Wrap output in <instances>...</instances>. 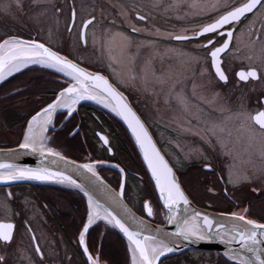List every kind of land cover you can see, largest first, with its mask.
<instances>
[{
  "label": "flooded vegetation",
  "instance_id": "af4514ba",
  "mask_svg": "<svg viewBox=\"0 0 264 264\" xmlns=\"http://www.w3.org/2000/svg\"><path fill=\"white\" fill-rule=\"evenodd\" d=\"M216 2L217 0H198V3L204 7L192 8L189 6L192 0H163L160 8L151 9L145 6L150 0H51L52 4L61 9L60 13L54 14L51 4H36L34 0H19V3L18 0H0V42L10 37L41 42L87 70L107 77L128 97L132 106L150 128L184 190L196 205L214 212L230 215L235 213L245 215L248 219L257 222H264V181L233 186L219 176L206 178L194 159H185V153L188 151L207 146L198 136L182 133L176 129L172 117L179 113L175 110V105L169 106L164 103L168 86H164L162 90L155 82V77L159 76L169 78V85L178 80L186 93L192 96L194 83L197 85L206 83L209 75H214V70L210 68V57L207 61L203 59L207 55V50L199 47L201 42H206V37L188 41L157 40L156 37L144 34L135 37L137 42L155 41L151 47H141L140 55L136 58L137 76L145 75L141 69L145 67V61H150L146 72L147 83L139 78L130 81L124 69L119 73L114 72L106 59L98 52H94L92 31L88 32L86 48L79 40L80 20L92 11L93 5L103 4L108 8L110 18L115 20L116 27L122 31L128 32L130 28L121 17L120 10L124 9L131 13L134 20L136 12L143 6V11L150 13L149 23L153 30L159 28L161 32L180 33L184 29H197L226 11L224 8L214 11L210 5ZM227 2L236 6L243 0H227ZM169 5L179 6L165 11ZM73 7L78 13L77 24L72 32H68L65 25ZM45 9H47L46 14L40 16L39 13ZM96 13L99 18L98 7ZM136 23L142 26V22L136 21ZM262 23H264V8H258L254 15L249 14L247 19L235 27L239 39L233 41V50L223 55V64L230 82L227 85L221 84L216 89L222 93L221 103H226L233 110L243 106L253 115L257 111H264V80L245 84L238 80L235 73L249 66L257 67L261 73H264V63L255 59L253 61L246 59V56L253 51L256 55H260V46L264 43V30L259 33L255 30H259ZM257 34L260 40L253 48L251 41L256 39ZM188 35H192V31H189ZM213 38L217 41V46L224 39L215 34ZM236 48L239 52H235ZM193 56L201 58L199 65L190 63ZM44 68L27 69L0 86V100L5 101L0 105L1 107L7 110L31 112L24 123L8 128L12 130L11 133H16V137L14 142L0 145V148H10L19 144L26 131L28 119L50 103L59 90L68 84L62 75L47 67ZM202 71L203 76H201ZM195 91L199 93L200 90L195 89ZM15 101L18 102L14 103ZM24 102L26 103L23 104ZM75 109L71 116L67 115V111L56 115L53 125L45 136V141L48 138L54 148L76 161H85L87 157L98 162L103 160L121 166L114 158L115 151L112 150L113 138L123 135L116 121L90 104H81ZM227 131L231 132L229 139L234 142L235 150L241 159L246 160L249 153L255 152L254 147H249V134L239 121L231 122L225 135ZM100 136H104L109 141L111 152L101 142ZM90 139L98 142L103 154L101 157H96L94 152L87 148V140ZM80 143L84 145L85 152L80 147ZM253 159H256L255 155ZM256 162L260 163L259 160ZM122 169L125 176L123 190L125 201L141 217L162 224L164 218L161 207L145 170L139 168L130 170L124 167ZM114 170L105 173L103 172L105 170L101 169L100 174L118 192L122 175ZM118 177L119 184H116L114 179ZM197 184L200 191L197 190ZM209 188L213 191H209ZM253 188L257 191H253ZM126 189L132 196L143 198L141 208L137 209L130 204ZM140 190L144 193L140 194ZM9 193L12 194L11 199L8 197ZM55 199L64 200L67 207L64 208L63 203ZM146 201L150 203L154 212L151 217L147 216L144 209ZM84 215L85 203L78 193L34 184L1 186L0 222L14 224L15 243L8 248L0 247V255L6 257L8 264H29L30 260L32 264H87V257L79 245V232L82 230ZM29 228L31 232L28 231ZM97 233L104 235L103 238L108 243L96 245L94 234ZM103 238L100 237V240ZM107 238L109 240H106ZM86 242L93 256L100 257L101 264H112L108 257L112 245L116 250L120 249L121 264H128L125 242L117 233L103 227L101 223L90 228L86 234ZM36 247L41 249L39 255L35 252ZM162 262L163 264H232L215 252L202 250L174 254L162 259Z\"/></svg>",
  "mask_w": 264,
  "mask_h": 264
},
{
  "label": "snow or ice",
  "instance_id": "6c2138e0",
  "mask_svg": "<svg viewBox=\"0 0 264 264\" xmlns=\"http://www.w3.org/2000/svg\"><path fill=\"white\" fill-rule=\"evenodd\" d=\"M162 2L163 0H150V3L145 6L157 9L161 7ZM34 3L51 4L54 14L61 12V9L52 4L51 0H34ZM178 6L169 5L165 11ZM189 6L192 8L204 7L198 3V0H192ZM97 7L100 9L99 18L96 13ZM210 7L214 11H220V8H224L226 11L197 29H184L180 33H171L161 32L159 28L153 30L149 23L150 13L144 12L143 6L140 11L136 12L134 20L131 13L124 9L120 10L121 17L130 28V31L126 32L116 27L115 20L111 19L108 14V8L103 4L93 5L92 11L80 20L79 40L86 48L88 32L92 31L94 52H98L104 57L114 72L119 73L121 69H124L127 71L130 81L139 78L147 83L146 72L150 61H145V67L141 69L145 75L137 76L135 73L136 58L140 55L141 47H151L155 41L137 42L135 37L144 34L156 37L157 40L171 39L175 41L196 40L200 37H206V42H201L199 47L207 50V55L203 59L207 61V58L210 57V68L214 70V75L210 74L206 83L202 82L198 85L194 83L192 96L186 93L180 81H174L169 85V78L155 77V82L161 86L162 90L164 86H168L164 103L169 106L175 105V110L179 113V115L172 117V123L176 129L182 133L198 136L207 146L206 148L188 151L185 153V159H194L206 178L219 176L220 179H226L227 183L233 186L264 181V111H257L253 115L243 106L233 110L226 103H221L223 100L222 93L216 90L221 84L227 85L230 82L227 69L223 64V55L233 50V41L239 39L235 33V27L247 19L249 14L254 15L258 8H264V0H243L236 6L229 4L227 0H217ZM46 11L47 9L41 11L39 15H45ZM77 17L78 13L73 7L65 25L68 32H72L75 28ZM136 21L142 22V26H138ZM261 30H264V23L261 24L259 30L255 31L259 33ZM189 31H192V35H188ZM213 34L224 37L219 46H217ZM259 40L260 36L257 34L256 39L251 41L253 48ZM170 51L172 50L170 49ZM235 52H239V49L236 48ZM200 59V57L193 56L190 63L199 65ZM246 59L248 61L255 59L264 63V43H261L260 55H256L253 51L246 56ZM32 64L55 69L56 72L62 73L70 79L67 82L68 86L64 87L51 103L36 112L28 121L27 130L19 148L26 153L39 152L41 156H56L63 160L64 157L60 153L45 146L43 133L48 131V125L52 123L53 113L58 109L66 108L68 110L67 115L71 116L76 110L75 105L81 100H94L116 113L131 130L143 153V159L156 182L163 207L167 209L165 214L167 222L175 225L174 232H163L162 236L175 237L177 240L166 241L161 237L162 230L159 229L157 235L144 234L145 223L137 221L135 216L129 215L128 211L125 210V215L132 223L136 224V230H130L111 211L105 209L102 212L101 205L94 203L92 197L85 191L84 194L88 196L87 220L79 232V245L87 257V264H101L100 257L93 256L86 242V234L97 219L107 220L109 225L118 228L127 237L130 243L129 252L132 254V264H163L161 257H166L182 246L178 241L192 244L197 241H206L211 238V235L217 237L218 242L226 246L225 254L229 260H234L235 264H253V262L264 264V222H257L254 219H248L245 215L233 213L232 219L242 222L241 224L217 222L214 229V222L207 215H202L200 212L189 214L191 201L181 187V183L178 182L172 168L157 150L145 125L129 106L126 97L112 87L108 79L99 73L88 72L86 68L80 67L78 63L60 55L58 51L44 43L34 40H20L16 37L2 39L0 42V81ZM153 75L155 74L153 73ZM203 75L204 72L202 71L201 76ZM235 76L245 84L250 81L264 80V73H261L260 69L254 66L241 69L235 73ZM195 89H199V93ZM233 121H239L241 126L247 130L250 140L249 147L255 148V152L249 153L246 160L241 159L235 150L234 142L229 139L231 132L227 131V135H225L228 125ZM100 139L105 144L109 143L104 136H101ZM109 151L111 152L110 148ZM253 155L256 159H253ZM257 160H259V164H257ZM79 167L100 180L92 165L82 164ZM121 172L123 173L124 170L121 169ZM18 180L66 182L73 187H80L70 176L61 172L51 171L44 167L23 168L15 163L0 162V183L6 184ZM100 183L102 184L103 181L100 180ZM120 188L119 195L123 196L124 185L121 184ZM252 190L257 191L256 188ZM209 191H213V189L209 188ZM11 196L12 194L9 193V199ZM180 205H183L184 215L178 217ZM5 207L7 208V201H5ZM144 209L147 216L154 215L149 202H145ZM28 231L31 232V228ZM14 243V224L0 222V247L8 248ZM233 243L240 245L238 251L232 247H227ZM35 252L39 255L41 249L36 247ZM249 256L250 259L246 258ZM41 259H43L42 255ZM0 264H8L4 255H0ZM29 264H32L31 260Z\"/></svg>",
  "mask_w": 264,
  "mask_h": 264
},
{
  "label": "water",
  "instance_id": "95a60500",
  "mask_svg": "<svg viewBox=\"0 0 264 264\" xmlns=\"http://www.w3.org/2000/svg\"><path fill=\"white\" fill-rule=\"evenodd\" d=\"M32 66L41 67L40 65H37V64H32V65H29L28 67H32ZM28 67H26V68H28ZM23 69H25V68H22L21 70H23ZM49 69L55 71V69H52V68H49ZM87 71L90 72V73H94V72H91L89 70H87ZM16 73H18V72H14L12 75L7 76L3 81H0V84L3 83L4 81H6L11 76L15 75ZM59 74H61L63 77H65L62 73H59ZM65 78L68 79V80L70 79L69 77H65ZM72 83H74V82H72ZM109 84L112 87L116 88L110 81H109ZM67 86H68V84H67ZM62 90L63 89H61L60 91H62ZM116 90L118 92H121L118 88H116ZM60 91L58 92L57 95H59ZM123 95L126 97L125 94H123ZM126 100H127V103L129 104V106L132 108V110L138 115V113L135 111V109L130 104V102H129L127 97H126ZM84 103L92 104V105H94V106L106 111L113 118H115L123 126V128L125 129L128 137L131 140L135 150L137 151V154H138V156H139V158H140V160H141L146 172L148 173L150 181H151V183H152V185L154 187V190H155V193L157 195L158 201H159L160 206H161V208L163 210V216H164L163 224L162 225L154 224V223L150 222L149 220H147V219L139 216L138 214H136L132 210V208L125 202L123 196L119 195V193L121 191V188H120L119 192H117L115 189H113L100 176V174L98 173V170L96 169L97 166H99V167L100 166L101 167H106L107 166V167H111V168H116L118 171H120V173L122 175L121 184L124 185V181H125L124 172L122 173L121 172V168L118 165H116V164H111V163H106V162H94V163L77 162L75 160H72L70 158H67V157L63 156L62 154H60V155L64 157L63 160L59 159L56 156L44 157V156H41L39 152L26 153L24 150L19 148V145L16 146V147H13V148H0V162L15 163L19 167H23V168L36 169V168L44 167V168H47V169H49L51 171L61 172V173L65 174V175H67V176H70L80 186V187H73V186L67 184L66 182L65 183H59V182H56V181L18 180V181H12V182H9V183H6V184L5 183H0V187L1 186H12V185H18V184H34V185L51 186V187H56V188H61V189L73 190V191H76V192L80 193L84 197V199L86 200L87 205H88V196H86L84 194L85 191H87L88 194L92 197L94 203H97V204L101 205V211L102 212L105 209L108 210V211H111L114 215L117 216V218H119L123 223H125V225L127 227H129L130 230H133V231L136 230V224L132 223V221L129 220L128 216L125 215V210L128 211L129 215L135 216L137 221H143L145 223V232H144V234H146V235H157V230L159 229V230H162L161 237L164 238L166 241L177 240V238H175V237H163L162 236L163 232H167V233L174 232L175 231V225L174 224H169L167 222L166 215H165L167 213V209H165L163 207V201L160 199L159 191L156 188V182L153 179L152 174H151L150 170L148 169L147 164L145 163V161L143 159V153L141 152L139 146L137 145L135 137L132 135L131 130L124 123V121L118 115H116V113L112 112L109 108H105L102 104L96 103L94 100H81L78 104L75 105V108H77L78 105L84 104ZM64 111H68V110L67 109H65V110L58 109L55 113H53V115H52V123L50 125H48V131L51 128V126L53 125V122H54V119H55L56 115L58 113L64 112ZM138 117L141 119V117L139 115H138ZM141 122L145 125V128L148 131L149 136L152 138V141L155 144L157 150L164 157V159L168 163L169 167H171L170 163L165 158V156L161 152L160 148L158 147L156 141L154 140L149 128L147 127V125L144 123V121L142 119H141ZM26 130H27V128H26ZM47 132L43 133L44 137L46 136ZM101 142L105 146L108 147V144H105L103 140H101ZM82 164H90V165H92L94 167L95 171H96L97 176L100 177V180H102L103 183L101 184L100 180H97L96 177L93 176L90 172H87L83 168H80L79 166L82 165ZM172 170H173V168H172ZM173 173H174V175L176 176V178H177V180L179 182L178 176L176 175L174 170H173ZM185 194H186V192H185ZM189 200L191 201L190 198H189ZM179 209L180 210L177 213L178 217L184 215L183 205H180ZM195 212H200L202 215H207L210 219H212L213 222H214V229H215V227L217 225V222L224 223V224H231V223L241 224L242 223L240 221L233 220L232 219V215H230V214L218 213V212H214V211H211V210H207V209L198 207L197 205H195L191 201V206L189 208V214H192V213H195ZM98 221H102L105 225H107L108 227H111L112 229L117 231L121 235V237L124 239V241H125V243H126V245L128 247V251H129L130 243H129L127 237H125L124 234L122 232H120V230L118 228H115L113 225H109L107 223V220L103 221V220L100 219ZM201 223H202V221H201ZM178 242L181 243L182 246L179 249H177L176 251H174L173 253H169L166 257L174 255V254H181V253H184V252H186L188 250H202V251L216 252L218 255H220L222 258H224L226 261H228V262H230L232 264H235V261L234 260H229L228 256L225 254L226 253V246L224 244L218 242V238L215 237L214 235H211V238L206 240V241H197V242L192 243V244H188V243H185L183 241H178ZM227 247H232L233 249H235L237 251L240 249V245L235 244V243H233L232 245L227 246ZM129 255H130V264H132V254L129 252ZM164 258L165 257H161V260L164 259ZM246 258L250 259V256L246 257ZM253 264H255V262H253Z\"/></svg>",
  "mask_w": 264,
  "mask_h": 264
},
{
  "label": "rangeland",
  "instance_id": "374dc122",
  "mask_svg": "<svg viewBox=\"0 0 264 264\" xmlns=\"http://www.w3.org/2000/svg\"><path fill=\"white\" fill-rule=\"evenodd\" d=\"M26 102H24L23 104H25ZM22 104V103H21ZM30 105V104H29ZM34 108V107H33ZM25 113V111H22V113ZM27 113H26V115L28 114V113H30L29 111H26ZM11 129H8V127L4 124V121H2L1 120V116H0V145H3V144H7V143H10V142H14V139H15V137H16V133L15 132H13V133H11V131H10ZM117 137H115V138H113L114 140H113V142H112V150L113 151H115V154H114V158L118 161V163H120L121 164V166L119 165V164H117V165H119L120 167H124V168H126V169H130V170H132L133 168H135V169H138V168H136V162H134L133 160H130V161H127V159L123 156V155H121V153L119 152V151H117V145H116V143H115V139H116ZM71 145V144H70ZM76 146L78 145V144H75ZM45 146L47 147V148H51V149H53L55 152H59V153H61L59 150H57L56 148H54L51 144H50V142H49V139L47 138L46 139V141H45ZM87 148H89V150L90 151H92V152H94V154H95V156L96 157H101L103 154H102V150L100 149V146H99V144H98V142L96 141V140H91L90 139V141L89 140H87ZM67 147H70V146H67ZM80 147L82 148V150L85 152V147H84V145H82L81 143H80ZM64 148H66V147H64ZM66 151V150H65ZM68 153V152H67ZM62 154V153H61ZM86 159L87 160H85V162H89V163H92V159H89V158H87L86 157ZM95 161V160H94ZM95 162H97V161H95ZM97 165V164H96ZM99 166H97V170H99L100 169V167L98 168ZM107 167V166H106ZM105 171H103V172H105V173H107V172H112L111 170H114V169H112V168H107V169H104ZM114 171H117V172H120V171H118L117 169H115ZM105 173H103V174H105ZM109 174V173H108ZM199 178V177H198ZM114 180H116L115 182H116V184H119V177L118 178H115ZM199 185L197 184V190L198 191H200V189H199V187H198ZM125 192H126V195L128 196V199H129V202H130V204H132L133 205V207H135V208H137V209H139V208H141V203H142V201H144L143 200V198L141 197V196H138V197H134V196H132L131 194H129V190L128 189H126L125 190ZM142 193H144V192H141V190H140V194H142ZM198 200L200 199V198H197ZM55 200H57V201H59V202H62L63 203V205H64V208H66L67 207V204L65 203V201L64 200H61V199H55ZM84 203H85V215L83 216V223L84 222H86V220H87V215H86V213H87V208H88V205H87V203L84 201ZM77 216H78V214H77ZM100 223H103L102 221H97V222H95L93 225H92V227L93 226H95L96 224H100ZM103 225V227H106V225L105 224H102ZM80 226V225H79ZM95 235V241H96V245H99V243H108L107 241H105V238H103L104 237V235H100V233H97V234H94ZM100 237L101 238H103V240L101 239L100 240ZM106 240H109L108 238L106 239ZM117 246H118V248H119V245L117 244ZM120 249H115V246L114 245H112L110 248H109V254H108V257L110 258V260L112 261V264H121V255H120V251H119ZM116 251H117V253H116Z\"/></svg>",
  "mask_w": 264,
  "mask_h": 264
},
{
  "label": "trees",
  "instance_id": "16d2710c",
  "mask_svg": "<svg viewBox=\"0 0 264 264\" xmlns=\"http://www.w3.org/2000/svg\"><path fill=\"white\" fill-rule=\"evenodd\" d=\"M18 101H15L14 103H17ZM5 101L0 100V105L4 104ZM23 112L21 110H10V109H4L3 107L0 106V116L1 120L4 121V124L8 127L11 128L16 124H22L24 123L28 115L31 113ZM122 130V129H121ZM123 132V131H122ZM115 143L117 145V151L123 155L127 161L133 160L136 162V168L142 169V165L139 161L138 155L134 149V147L131 145L129 139L127 138L126 134L123 132V135H119L115 139ZM139 162V163H138Z\"/></svg>",
  "mask_w": 264,
  "mask_h": 264
},
{
  "label": "bare ground",
  "instance_id": "6f19581e",
  "mask_svg": "<svg viewBox=\"0 0 264 264\" xmlns=\"http://www.w3.org/2000/svg\"><path fill=\"white\" fill-rule=\"evenodd\" d=\"M66 108H64V109H62V110H65ZM37 131H39V129H37ZM98 220H100V219H97L96 221H98ZM101 220H103V221H105V219H101Z\"/></svg>",
  "mask_w": 264,
  "mask_h": 264
}]
</instances>
